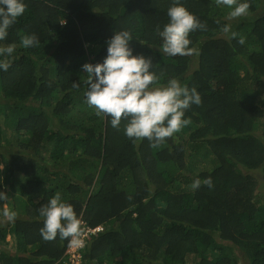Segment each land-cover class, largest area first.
Listing matches in <instances>:
<instances>
[{
    "label": "trees",
    "instance_id": "1",
    "mask_svg": "<svg viewBox=\"0 0 264 264\" xmlns=\"http://www.w3.org/2000/svg\"><path fill=\"white\" fill-rule=\"evenodd\" d=\"M179 2L207 26L189 34L191 55L162 51L157 26L173 0H24L0 41L16 44L0 70V264H62L68 239L40 231L39 209L57 193L104 229L80 264H264V0H249L232 40L228 7ZM121 30L152 60L153 86L176 78L201 96L185 111L190 123L155 148L85 101L82 65L102 63ZM27 34L39 45L22 47ZM4 201L14 222H2Z\"/></svg>",
    "mask_w": 264,
    "mask_h": 264
},
{
    "label": "clouds",
    "instance_id": "2",
    "mask_svg": "<svg viewBox=\"0 0 264 264\" xmlns=\"http://www.w3.org/2000/svg\"><path fill=\"white\" fill-rule=\"evenodd\" d=\"M216 4L230 9L226 17L228 20L246 16L250 9L249 0H216ZM25 8L24 0H0V41L8 36L10 26L23 15ZM167 16L169 22L163 26V30L157 26L163 40V53L168 56L193 54L196 50L190 47L189 34L197 29L207 30L206 23L201 22L179 0H173ZM222 31L228 34L229 40L237 39L238 34L230 31L229 25L225 24ZM131 41L129 31L114 32L106 42L107 55L103 62L82 65L87 73L85 101L96 110L97 116L110 117V124L114 128L119 127L122 117L127 119L124 134L134 142L147 138L155 148L190 123L184 118L185 111L193 104L200 105L201 96L195 87L189 89L176 78L169 79L163 86H153L159 78L150 70L152 60L143 55H134ZM237 42L243 45L244 37H239ZM39 43L35 34L21 38V45L25 49L34 48ZM15 49V43L0 46V70H8L9 58ZM73 86L77 87L78 83L73 82ZM203 182L209 188L213 186L211 177ZM200 185L201 180L197 178L191 187L197 189ZM6 199L7 193L0 191V200ZM39 212L44 218L40 231L45 239H54L59 234L61 238L68 239L70 246H83L84 241L80 238L82 221L74 207L64 202L59 193L42 205ZM3 215L14 222L16 212L5 209ZM98 226L102 227V231L92 236L103 233V226Z\"/></svg>",
    "mask_w": 264,
    "mask_h": 264
},
{
    "label": "built area",
    "instance_id": "3",
    "mask_svg": "<svg viewBox=\"0 0 264 264\" xmlns=\"http://www.w3.org/2000/svg\"><path fill=\"white\" fill-rule=\"evenodd\" d=\"M81 239L84 241L83 246L81 247H76V246H70L68 245L66 249V257L64 260H62V264H80L81 262V255H80V250L81 248L84 247L85 243L87 240L92 235H95L99 232L102 231V227L97 226L92 228L90 225L86 224L83 220H81Z\"/></svg>",
    "mask_w": 264,
    "mask_h": 264
},
{
    "label": "rangeland",
    "instance_id": "4",
    "mask_svg": "<svg viewBox=\"0 0 264 264\" xmlns=\"http://www.w3.org/2000/svg\"><path fill=\"white\" fill-rule=\"evenodd\" d=\"M242 18H243V16L238 17V18H235V19H231V20L225 19L229 23L230 31H233L236 28V26L238 25V22L241 21ZM192 63H193L192 65H195L197 63V61L196 60H193ZM5 190L6 189H4V191ZM10 206H11V202L10 201H8V202L7 201H4V204H3V212H4L5 209H11L12 210V208ZM4 218H6V217L2 214V222H4L6 220ZM7 239H9V234L7 236ZM238 256L241 259H243V253L242 252H240ZM239 261L240 260L237 259V262H239Z\"/></svg>",
    "mask_w": 264,
    "mask_h": 264
},
{
    "label": "crops",
    "instance_id": "5",
    "mask_svg": "<svg viewBox=\"0 0 264 264\" xmlns=\"http://www.w3.org/2000/svg\"><path fill=\"white\" fill-rule=\"evenodd\" d=\"M12 208V207H11Z\"/></svg>",
    "mask_w": 264,
    "mask_h": 264
}]
</instances>
